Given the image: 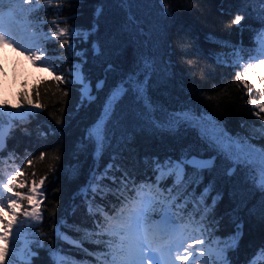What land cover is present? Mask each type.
I'll list each match as a JSON object with an SVG mask.
<instances>
[{
	"label": "trees",
	"instance_id": "trees-1",
	"mask_svg": "<svg viewBox=\"0 0 264 264\" xmlns=\"http://www.w3.org/2000/svg\"><path fill=\"white\" fill-rule=\"evenodd\" d=\"M37 2L43 7L34 15L44 22L45 32L54 30L53 19L61 21V27L66 19L84 29L95 23L92 43L102 54L94 53L91 43L77 42L76 51L85 53L84 71L93 85L92 101L81 104L78 86L59 84L51 74L21 84L16 93L15 102L21 109L35 108L37 94L42 105L32 111L37 115L14 122L0 153V173L14 174L19 168L29 186L33 179L46 177L41 188L42 220L28 236L37 253L31 257L32 264H52L56 255L69 264H83L86 254L64 237L83 240V247L90 251L98 249L83 239L86 229H94L89 205H102L110 211L118 201L111 192L104 199L97 194L93 201L91 189H85L109 163L120 167L117 177L126 170L139 183L153 175L156 161L182 155L212 162L202 174L189 169L188 177L197 194L211 185L212 196L217 197L207 241L227 240L242 225L238 246L227 251L229 264H252L254 260L264 264V259L256 258L264 249V193L254 187L244 170L227 173L229 162L212 147L213 137L196 121L179 120L169 126L170 121L190 112L192 117L210 118L234 139L249 138L254 146L264 147V135L256 131L264 128V113L259 118L253 115L258 110L251 104L261 93L251 82L250 94L245 93L235 80L236 71L242 69L232 66L230 55L232 45L242 47L244 63L255 55V37L264 28L260 15L264 5L243 0H52L49 6L45 0H29L30 6ZM98 8L102 10L99 17L95 15ZM237 14L244 16L240 25L231 23ZM59 43L49 41L47 47L50 56L60 57L54 61L57 74L64 73L67 79V70L81 57L69 55L67 46L61 49ZM225 43L229 46H223ZM217 53L224 54L227 64L217 63ZM130 78L146 83V95L141 98L129 91L122 97L108 126L110 146L97 162L88 131L99 119L111 90ZM100 80L104 86L96 89ZM29 96L32 104L27 102ZM103 183L117 187L111 180ZM18 190L27 192V188Z\"/></svg>",
	"mask_w": 264,
	"mask_h": 264
},
{
	"label": "snow or ice",
	"instance_id": "snow-or-ice-1",
	"mask_svg": "<svg viewBox=\"0 0 264 264\" xmlns=\"http://www.w3.org/2000/svg\"><path fill=\"white\" fill-rule=\"evenodd\" d=\"M45 2L49 6L52 5V0ZM28 3L29 0H0V46L18 51L25 59L31 61L33 67L49 72L59 84L68 83L78 86L81 104L95 99L92 94V82L84 71L85 53L76 51L77 42L91 43L92 51L102 54L100 47L92 43L95 23L90 29H84L82 26H77L74 20L69 24L66 19L63 21L65 26L61 27V21L53 19L51 23L54 25V30L45 32L42 27L44 22L37 20L34 15L43 6L37 2L34 6L24 8L23 5ZM243 3L264 5V0H243ZM56 6L60 7L59 4ZM164 11L168 12L167 6ZM101 12L102 10L98 8L95 15L99 17ZM260 15L264 17V7ZM243 19V15L237 14L231 23L240 25ZM210 39L214 38L210 37ZM255 39L257 43L255 55H249L248 62H243L245 56L242 47L232 45L233 51L230 55L233 57L232 66H239L242 69L236 71L235 80L243 85L245 93L251 92L249 82L261 93L259 100H251L252 106L258 110L253 112V115L259 118L260 113H264V28L258 32ZM57 40L60 41L61 49L67 46L69 55L81 57L80 62H74L67 70V79L64 73L57 74V65L54 61L60 57L49 55L48 42ZM223 46L229 45L225 43ZM215 55L217 63L227 64L223 59V53ZM103 86L104 81L100 80L95 88L100 89ZM129 91H134L137 96L144 98L146 83L130 78L127 83L122 82L115 86L104 104L99 119L88 131L87 138L94 146V159L97 162L102 159L110 146L108 126L115 116V110L122 97ZM67 94L65 91L64 95ZM38 96L39 94L34 107L41 109ZM26 99L29 104L33 103L32 97ZM4 105H7V100L0 105V153L4 151L6 141L16 126L14 122L37 115L32 111H8ZM5 118H7L6 124ZM191 119L192 114L185 112L174 121H170L169 126L179 120ZM256 131L264 135V128H258ZM211 145L229 162V175L244 170L249 174L254 187L264 193V147L254 146L249 142V138L234 139L223 131L213 137ZM12 158L13 154L9 153V159ZM40 159H44V153H41ZM28 164L31 165L32 161L29 160ZM211 166V161L196 157L189 158L188 155L165 161L158 160L152 169L153 175L137 183L126 170L117 177L115 173L121 172L120 167L109 163L102 173L92 177L85 189V191L91 189L93 201L97 194L104 199L109 192L113 193L118 201L112 205L110 211L105 210L102 205H96L95 208L89 205L88 212L93 217L94 229H86L83 239L97 245L98 249L90 251L83 247V240L64 238L86 254L83 264H229L227 251L238 246L242 225H237L236 233L229 239H216L207 243L208 235L211 233L209 218L210 214H213L217 197L212 196L211 185L197 194L188 178L189 169L202 174L203 170ZM24 175L19 168L14 174L7 173L6 178L0 173V264H18V261L20 264H32L31 257L37 255L27 242L18 253L16 242L22 235L27 236L24 232L25 225L31 227L42 220L41 203L44 193L41 188L46 177H41L38 181L33 179L29 186L23 179ZM105 180H111V183L117 187L113 189L103 183ZM24 188L28 189L27 192L18 190ZM209 198H211L210 204ZM213 223H215L214 216ZM9 237H13L11 249ZM196 245H204V247L196 249ZM39 247L43 245L40 244ZM10 251L11 259H9ZM259 255L264 259V249ZM87 257L92 259L89 260ZM52 264H69V262L66 258L56 255ZM252 264H257V261L254 260Z\"/></svg>",
	"mask_w": 264,
	"mask_h": 264
},
{
	"label": "rangeland",
	"instance_id": "rangeland-1",
	"mask_svg": "<svg viewBox=\"0 0 264 264\" xmlns=\"http://www.w3.org/2000/svg\"><path fill=\"white\" fill-rule=\"evenodd\" d=\"M30 5L31 4L29 3L24 4L23 7L29 8ZM47 76H50L49 72L44 71L39 67H33L31 61L25 59V57L18 51H13L12 48L6 46H0V105H3V102L7 100V105H4V107L8 108L9 111L16 110L26 112L35 110V108L32 110L21 109L19 106H17L15 102L16 93L21 84H30L31 82L40 79V77ZM191 120L196 121V124L212 137L220 132V127L208 117H192ZM4 178L6 177L4 176ZM26 203L27 202L25 201V204ZM21 219H23V217H21ZM38 223H35L31 227L25 225L24 232L27 233V236L25 237L22 235L21 239L18 241V253L20 249L25 246L26 242L28 246H30L28 236L35 232L34 227ZM9 241H13V237H9ZM206 242L209 243L208 241ZM202 247H204V245L195 246L196 249ZM18 264H20L19 261Z\"/></svg>",
	"mask_w": 264,
	"mask_h": 264
}]
</instances>
